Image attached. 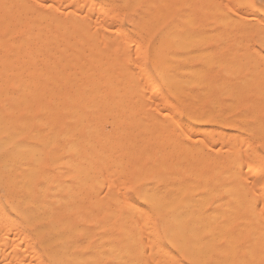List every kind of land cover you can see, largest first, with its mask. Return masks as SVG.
Returning <instances> with one entry per match:
<instances>
[{
  "label": "bare ground",
  "instance_id": "obj_1",
  "mask_svg": "<svg viewBox=\"0 0 264 264\" xmlns=\"http://www.w3.org/2000/svg\"><path fill=\"white\" fill-rule=\"evenodd\" d=\"M5 1L8 0H4L3 2L5 3ZM89 1L91 0H86V2L84 0L83 4H87ZM182 1L108 0V5L115 4L119 10L129 15V17L127 16L128 18L132 19V16L138 15L139 19L137 20L138 22H133L130 19L125 21L116 17L118 15L114 16L116 14L114 12L111 19H115V24L112 28L116 29L114 31V29L111 28L113 25L112 19V22L110 21L112 24L109 25L110 29H112L111 31L105 26L107 25L106 20H104L106 21V24L101 25L102 18L99 16V18H101L99 22L97 21L98 23H93L96 25L100 22L101 23L94 28L96 29L99 27L98 29H102L103 31L101 30L102 32L100 31V35L96 34V36L95 33L96 31L98 32V29H92L93 23H90V25L87 23L88 21H86V17L83 16L85 13H82L83 15L81 14V16H79L80 19L76 16V12L75 14L66 12L60 17L61 10L72 6L70 0H56L55 3H53V0L52 3L55 4V7L52 5V11L50 9L47 13L45 12L46 10L44 7H42L45 4L39 7L34 4L33 6H29L32 5V3L24 5L23 0L20 2L18 0L19 4H17L19 5L18 7H21L19 9L22 10V13L25 10L22 6L25 7L28 5L29 12L30 10L32 12V10L35 9L31 15L28 12L29 16H26L28 10H25V16L18 17L15 15V8L12 7L13 4L8 3L10 1L7 2V4H10L12 7L10 11L11 13L8 12L10 16L0 17V33L3 34V36L0 37V85L2 86L8 82H17V88L15 89H18V91L21 88L22 89L19 91L20 93L18 92L19 94H17V92L15 93V91L12 93L20 96L17 97L11 95V99L9 95V98L12 101L9 100L10 102L8 101V103L10 104L11 102H14L13 104H15V106L11 104L12 107L21 108L20 110H22V107H25L27 104H23V102L25 103L26 101L28 102L27 107H30V105L31 107L30 110L26 107L23 111L17 109L19 112L15 109L16 115H20V113L22 115L23 112L24 116L23 121L20 122V124L18 122L19 125L17 122H14L18 125L15 129L12 127L14 125H12V121H9V119L6 120L0 114V185H2L4 189L3 193L0 194V264H130L131 259L135 257L134 253L137 252L140 254L138 251L140 248L139 246H141V243H139V239L136 236L137 234L135 235L130 230V227H133L131 226V212L133 210L134 212L135 210L136 212H139L140 208H137L135 204L130 201V197L121 196L123 195L121 194L123 193L121 190H132L135 197L141 199V201L149 208L158 211L157 214L160 212L168 213L170 210L175 212L176 215L177 212L174 211L175 209L192 208L193 201H181V198H192L200 195L208 196L210 198L212 194L215 195L217 192L224 193V196L226 195L227 198V192L225 191H228L227 185H229V183L225 181L222 182V176L224 174L222 173V176L219 174L220 178L218 182H215V184L217 183L216 187L213 186V180H211L212 176H210V172L213 171V168L210 171V163L212 164L213 161H210L209 163V154H211V152H204V143L207 144V141L204 142L205 139H203L202 142V140L198 138L209 137L207 139L212 140L210 136L212 135V126L215 121L213 115L215 111L218 112L220 109H224L222 111H225L228 109L229 113L233 111L236 112L237 107H243L242 105L244 101H249L247 102L249 106L253 104V107L250 106L252 108H249L252 111L250 112L253 113L254 111V113L250 114L248 112V115H257V108L254 107H258V112L261 111L259 108H261L263 104L258 105V103L264 101V81L257 79L256 76L257 72L262 74V70L264 74V68L262 67L263 69L261 70V67H259V65L262 66L264 64L261 63L264 62V57L262 59L263 53L260 54L262 51L260 52L259 49L254 47L253 49L259 51V54L261 55H259L261 58L258 57V52L253 50L251 46L254 41L249 39L251 37L248 38V36H246L248 35L245 28L247 22L244 24V21L249 22L251 15L249 19L245 20L243 19L247 18V15L249 17V13L245 14V17L241 16L243 17L241 20V17H239L238 14L236 16V7L238 6L239 10L240 7H244V5H241V1L243 0L235 1L236 5L239 1L240 4L238 3V5H235V8H233V10L236 11L232 12V17L230 16L231 18L227 16L229 13L225 14V10H223L224 16L223 14H220L222 12L219 13L220 17L216 16L220 18L217 19V22H221L220 24L218 22V24L220 26L223 25L226 28V30L225 28H222V31L224 30V32H222L221 37H225L223 35L225 34V38L234 41L236 36L235 32H238L237 27H239L240 30L237 35L240 40L244 37L245 41L248 39L252 40L251 44H247L244 39L241 41L236 39L233 45L234 48L232 47V44H228V47H232L233 49L228 48L227 52L231 50H233V52H225L223 54L221 52H223V46L227 44V42L224 44L222 43L221 46V41L219 42L217 39L216 41L218 42L216 44L220 47L216 46V49L220 48L221 54L218 52L220 55L227 54L224 56L225 60L222 59V56L220 55L219 57L221 60L217 59L219 58L217 52L213 53L209 50L210 53L207 51L208 49H195L194 42L196 40H194L191 34L194 29V23L192 24L191 19H189L191 16L189 17L184 14L185 10L184 12L182 11L183 13L181 12V14L186 15L185 21L183 19L185 27L184 29H181L179 22L180 19L176 13L178 7H175V4H181ZM188 1L190 2L187 4V1L182 3L186 4V6H190L189 3H191V0ZM194 1L195 0H193V2ZM40 2L42 3V0ZM78 2L80 3V1ZM102 2L107 5L106 2ZM81 4L82 3H80V5ZM86 4L85 6L88 8L85 9L88 10L90 5L88 6ZM73 5L74 7H72L70 11L74 12L77 10L78 12L80 5L78 4V6L74 3ZM204 5L205 8H208L206 3ZM101 6L102 5H99L98 7ZM1 7L4 8V5L2 4ZM5 7H8V10L5 11L10 10L9 5L5 4ZM30 7L37 8L30 9ZM201 7L202 12L204 7ZM249 7L250 6H248V8ZM54 8L56 12L61 11L59 15H57L59 12L56 13L53 11ZM103 8L105 7L98 8L100 14L103 12V14H105L106 10ZM189 8L190 7H188L187 10L190 11ZM216 8V12H219V9L222 7H214L215 10ZM201 12L199 14L202 15L203 12H207V9L202 13ZM8 13L6 12V15ZM208 13H210V10ZM19 14H21V12ZM68 15L73 16V18L69 20L70 18L68 19ZM88 15H90V13ZM109 15L111 16V14ZM213 15L215 18V14ZM263 15L258 14L255 18L253 17L254 24L256 22H261L260 26H262V23L264 25ZM202 16L204 17V15ZM81 17H83V20ZM96 17L95 20L97 19ZM206 17L210 18L209 15ZM13 20H15L16 23L12 24ZM68 20L70 21V24ZM91 21L89 20V22ZM252 22L251 24L250 22L248 24L252 25ZM200 23H202V21ZM138 24L141 31L143 30L145 32L148 30L155 38L153 39L154 41L150 47L148 55V61L152 72L151 74H147V76L143 75L142 78H145L144 81L148 82L147 85L149 84L151 86V90L149 89L151 91V93H149L150 95L154 97L155 95L157 96V94L162 93L161 95L163 97L161 96V98H159V102L155 101L156 103L151 102L154 101L155 98L154 100H151L153 98L149 99V97L147 98L151 103L146 102L148 101L146 100V92L148 93L150 91H147L146 87L142 88L140 86V83L138 82L139 80L136 81L137 78L135 79V75V77H133L135 70L132 73L133 69H130L133 67L126 68L122 64L124 61V64L126 63L125 65H128L126 60L130 61V59V63L134 61V58H131L132 56L130 57L125 50L127 45L130 47L131 43H127L128 39L126 38L125 40L124 33L126 30L135 31L136 28H138ZM238 24L239 26L236 27ZM254 24L252 27H255ZM249 25L248 28L250 27ZM18 26H23L26 29L22 32L20 39L18 38V40H14L13 35L17 32V29L19 30L20 28H17ZM197 26L200 27L202 25L200 24ZM220 26L216 25L214 27L216 32L219 31L221 33ZM216 27L219 29L216 30ZM252 27L250 28L251 30L249 29L250 32H253L254 30H252ZM232 29L235 31L233 32ZM215 31L213 32L214 35ZM254 31L255 33L260 32L264 36V29L258 28ZM208 32L210 31L208 30ZM213 33L210 32L209 35L206 31L204 32V36L206 34L205 37L207 38V36L209 37L211 34L213 35ZM44 34H49L48 38H45V40L41 38ZM109 34L113 35L112 40L109 39ZM17 35L20 36L19 33ZM227 35L231 38H228ZM256 35L258 36L257 33L255 34V37ZM45 36L46 35H44V37ZM123 36L126 43L121 44L123 41L120 39H122ZM242 36L243 38H241ZM205 37H203V35L201 37L199 34V38L202 39V41L199 40L196 42H202L205 44L206 41L208 42V39L210 40V37L206 40ZM107 38L110 41L107 40ZM70 40L74 44H72ZM105 40L107 41L105 42ZM113 40L115 41L113 42ZM118 40H120L121 43H119ZM258 40L256 38V42L254 43L256 45L260 44V46H264V37L263 39H260V41L262 40L261 42ZM61 41L64 42L62 44L63 46H60ZM80 42L82 44H80ZM83 43H86V45L83 46ZM70 44L72 46H70ZM26 45L30 46L25 48ZM73 45L76 47H73ZM67 49L72 52L69 51L70 53L67 54ZM261 49L264 50L263 47ZM86 50H89L90 53ZM118 50L120 53L124 51L127 53L125 54L124 52L121 54L123 56H121ZM138 50L140 52L142 51V49L139 48ZM104 51L109 52V54H105V56L103 55L106 58L100 57L102 55L101 53H106ZM139 51L136 52L138 53V56L140 54ZM85 53L89 56L87 57ZM211 54H214V56L217 54V57H214ZM128 57L130 58L128 59ZM212 57L217 59V65ZM140 59L141 57L137 59L135 58V61L138 63L141 61ZM219 61L223 62L224 65H220ZM196 62L198 63V67L194 66V63ZM67 65H69L68 67L72 70H68L69 68L66 67ZM138 65L140 66L141 63L137 64V66ZM218 65L223 68H219ZM64 66L67 70H65L66 68ZM137 66L136 68L138 69ZM215 66L220 69V71L222 70L223 72L221 71V73L224 74L229 73L230 75L234 72L233 75L229 76L231 80L215 81L209 78L208 68H212L211 70H214L213 73H215ZM241 68H244L245 70H242ZM258 69L261 71L259 72ZM139 71L140 73L143 72L141 68ZM243 71L249 72L247 77H241ZM221 75L223 76V74ZM243 75H246V73ZM224 76L226 78V76L228 77V74ZM222 79L223 78H221V80ZM25 82H34V87L32 85L33 83H29L33 87V89L30 88V90L31 92L33 91V96H36L35 94L38 93L40 95L39 98L38 95L37 97H33L34 99L32 101L34 104H32V102L29 104L30 100L28 101V99L31 98V95L23 92L25 89L23 83L24 85L28 84ZM35 82H40V87L38 83L36 84ZM21 85L22 87L19 88L18 86ZM30 85L27 86L30 87ZM2 87L0 88L2 89ZM12 87L14 88L13 83ZM36 87H39L38 93L36 92L37 90L34 91L37 89ZM44 91L49 94L46 95ZM31 92L29 91V93ZM5 93L6 98L8 96L7 92ZM27 95L30 96V98H27ZM44 95L47 96V99ZM1 96H3V94H1ZM14 96L17 98L15 99ZM17 99L18 101L23 100L18 104L19 107L16 106V103H18ZM171 99L176 100L177 103H180L179 105L182 106V110L184 111V116L182 118L178 117L182 116L181 114L176 116H170L171 114L164 115L163 113L162 115L164 116H162L160 114V110L164 108H161L162 105L169 104ZM218 100H225L227 103L224 102L225 104H223L220 102V104H218L216 103ZM250 101H254L255 104ZM247 103L245 102V104ZM35 108L40 115L36 117H40L38 121L43 128L41 133L38 131L36 132V130L29 131L28 129L27 131V125L29 124H26L27 121H25V119L33 112L31 110H35ZM245 108L246 105L243 109ZM9 109L13 110L11 107ZM151 110H154L155 114L150 115L149 112ZM28 111H30L29 114ZM244 111L247 112V108ZM11 112L8 111L7 113H10L9 115H11ZM227 113L223 114L226 116ZM33 114L30 116L35 117ZM245 114L238 115L243 117ZM259 114L261 115V113ZM248 115L247 117H252ZM254 116L253 118H255ZM14 118H16V116ZM215 118H217V116ZM225 119L223 118L224 123L227 124ZM227 119L229 120L231 118ZM32 120H35L34 123L32 122L33 124L37 122L36 118ZM13 121H15V119ZM172 121L176 123V126L173 123V126L170 124ZM168 122H170L169 125ZM39 123L37 122V124ZM168 126L172 127H170V129L176 128V130H171L170 132L168 131ZM226 128H228V126ZM214 130L216 129L214 128ZM169 134L175 135L176 138L167 140ZM164 138L165 141H163ZM136 139L140 141V144L144 142L143 145L139 146L138 143L136 145ZM133 140L134 142H132ZM209 145L207 144L206 148ZM41 149H44L46 152V166L42 165V160L44 158L43 155L45 154H43V151H40ZM41 153L43 154L41 156L43 158L40 157ZM167 157L169 160L166 159ZM131 159L132 162L130 161ZM128 162L129 165L126 166L125 164ZM219 164L220 163H218L217 166L222 165ZM222 168L224 170L223 166ZM218 169L216 170L218 171ZM219 171L221 170L219 169ZM124 173L130 176L128 186L125 185L128 176L126 177V174ZM122 174H124L123 177L126 181L121 177ZM108 175H110L113 184H108V182H111ZM113 177L117 179L121 177L123 179V181L121 180L122 184H120L121 182L119 180H116ZM130 180H132V182ZM114 181L119 183L116 184ZM114 183L116 185H114ZM241 183H243V181H241ZM241 183L240 187L242 185ZM213 187L215 188V194L212 193L214 191ZM103 189L105 192H102ZM233 189H235V187ZM239 189L240 188H238V190ZM100 191L102 194H105L100 195ZM243 193L245 192L243 191ZM243 193H240L239 195L243 197ZM213 197H211L210 200ZM205 198L208 199L207 197H204L203 199L206 200ZM203 199L197 197V199L194 200V206L198 208L201 207L198 204H201ZM221 199V202H219L220 199L218 201L221 203L220 205H226L225 198L224 200L223 198ZM237 200H239L237 204L240 205V203H243L241 202L242 200L240 201V198L236 199V202ZM196 201H198V204ZM206 203L208 202H205V204ZM219 203L216 205L218 206ZM205 204H202V207H204ZM194 206V212H197L198 209L195 211ZM208 206V208L212 207L210 203ZM202 207L199 209L203 210ZM186 210L183 209V211ZM140 212L138 213L139 215ZM180 216L181 215H179V218ZM168 217L170 219V216ZM137 219L135 220L136 223L133 221L134 224H138ZM150 220H148V222L152 225L153 221L150 222ZM170 221L171 219L169 221L166 220L165 222L170 223V228L172 227L170 229L172 230L171 232L167 229L168 227L166 228L169 232V234L166 233L167 237L171 239L175 238L174 241L176 243L172 241L174 242L173 246L180 247L176 238L180 239L178 237L182 230L187 228L188 224L191 222L188 223L185 219L178 220L177 218L173 219V224ZM189 221L192 220L189 219ZM163 225L165 227L164 223ZM153 238L151 239L153 240ZM169 240L170 239H168L167 242L171 241ZM188 240L192 243L191 237ZM148 242L149 243H146L150 244L151 241ZM143 243L145 242H142V246ZM154 244L155 243L150 244L149 246L146 245L145 247L150 249V246L153 247ZM180 244H182V241ZM177 249L174 248L176 251ZM182 249L184 251V248ZM157 253L159 252L156 251L154 254H151V256H154ZM161 253L160 255H162ZM186 255L188 254L186 253ZM140 256L142 255L140 254L137 260ZM153 258L150 257V261H154L157 257ZM193 258L194 257H192V261ZM171 259H173V257ZM174 259L176 260L177 258ZM137 260L136 262L139 264L140 262ZM144 260L145 259H143V261ZM159 260L160 259L158 258V261L155 260L154 262L157 261L158 263H162V261L159 262ZM163 262L167 261L164 260ZM194 262L195 261H193V263ZM141 264L146 263H142L141 261Z\"/></svg>",
  "mask_w": 264,
  "mask_h": 264
},
{
  "label": "rangeland",
  "instance_id": "obj_2",
  "mask_svg": "<svg viewBox=\"0 0 264 264\" xmlns=\"http://www.w3.org/2000/svg\"><path fill=\"white\" fill-rule=\"evenodd\" d=\"M4 1V0H3ZM2 0H0V9H2V10H0V12L2 13H0V17L2 18V17H7V16H10V14L9 13H11L10 11H11V9H12V7L13 8H15V10H14V12H15V15H16V17H18V16H25V14H24V12H25V10L27 11L28 10V7L29 6H33V4L35 5V6H42L43 4H47L46 6L45 5H43L42 7H44V9L46 10L45 12L47 13V11H49L51 8H52V5L55 7V4H53V3H55V1L56 0H54V2L52 3V1L53 0H42V3L40 2V1H38V0H34L35 1V3H34V1L33 0H29V2H28V0L26 1V0H23V2L24 1H26V2H24V5L25 4H31L32 3V5H27V6H22L25 10L23 11V13H22V10H20L19 8H21V7H18L19 5V2L21 1V0H19V2H18V0H17V2H16V0H8V1H10V2H8V1H5V3L3 2ZM12 1V2H11ZM36 1H37V3H36ZM69 1V0H68ZM72 1V2H71ZM75 1V2H74ZM78 1H80V3H82L81 5H80V3L78 2ZM84 1V0H83ZM82 0H70V3H72V6L71 7H69V8H66V9H63V10H61V11H57V12H59V13H57L56 12V10H55V8H54V10L53 11H55L56 13H57V15H59L60 14V12H61V14H60V17H62L61 15L63 14V13H74L75 14V12L78 14H76V16L80 19V17L79 16H81V14L82 13H85L83 16H85L86 17V21H88L87 23L90 25V23L92 24L93 22H99V20L101 19L102 21V23H101V25L102 24H106L107 23V25H105L106 27H107V29L108 30H111L112 31V29H114V28H112V27H114V24H115V19L114 18H112L113 19V25L111 26V28L112 29H110V27H109V25L110 24H112L111 22H112V19H111V17H112V15H114V12L116 13L114 16H116V15H118V16H116V17H118V18H121V19H123V20H125V21H128L130 18H128L129 17V15H127L126 13H124V12H122L121 10H119L118 8H117V6H115V4L113 5V4H109L108 5V0H91V1H89V2H87V4L86 5H88V3H89V7L91 8H89L90 10H91V12H90V10L88 11V10H86L88 7L87 6H85V4H83L84 2H83ZM88 1V0H87ZM93 1V2H92ZM102 1H104V2H106L107 3V5L106 4H103V2ZM180 1H182V0H179V2ZM185 1H187L186 2V4L188 3V2H190V1H188V0H183L182 2H185ZM235 1H238V0H195L194 2H193V0H191V3H189L190 4V6H186V4H184V3H182L181 2V4L179 3L178 5H176L175 4V7L177 6L178 8H177V10H176V13H177V15H178V17H179V22H180V27H181V29H184V27H185V23L183 22V19H184V21H185V17H186V15H188L189 17L191 16V17H193V18H189V19H191V22H192V24H193V27H194V29H195V31H194V29H193V31H192V36H193V38H194V40H196V41H202V39H200L199 38V34H200V36L202 37V35H203V37H205L206 36V34H205V36H204V32H206L207 31V34L209 33V35H210V32H214L215 31V26L217 25V26H220L219 24L221 23L220 21H218L219 22V24H218V22H217V19H220V18H218V17H216V16H219L220 17V14H223V16H224V13H223V10H225V14L227 13H229L227 16H231L232 17V12L233 11H236L237 13H236V16H237V14H238V16L239 17H241V16H243V17H245V14H247V13H249V17H248V15L246 16L247 18H244L243 19V17H241L240 18V20L241 19H243V20H245V19H249L250 18V15H251V18L249 19V22H250V24H251V22H252V25H249L248 23V21H244V24H246L245 22H247V24L250 26L249 28H248V25L246 24V32L248 33V35H246V36H248V38L249 37H251V38H249V39H252L254 42H256L255 40H256V38H257V40H258V36H259V40L258 41H260V39H263V35L260 33V32H256L257 34H258V36L256 35V37H255V31L254 30H256V29H264V25H263V23L261 24L262 26H260V23H257L256 21V23L254 24V18L256 17V15H258V14H261V15H263L264 14V0H245V2H244V0L243 1H241V5H244V7H240V10H239V8H238V3L240 2H238L237 3V5L235 4ZM7 2L8 3H10V4H13L12 5V7H11V5L10 4H7ZM85 2H86V0H85ZM96 2V3H95ZM98 2V3H97ZM177 2H178V0H177ZM196 2V3H195ZM203 2H204V4L206 3L207 5L206 6H208V8H205L204 6V4H203ZM208 2V3H207ZM244 2V3H243ZM247 2V3H246ZM18 3V4H17ZM40 3V4H39ZM73 3L75 4V5H78L79 6V9H78V12H77V10L76 11H74V12H72V11H70V9L72 8V7H74V5H73ZM78 3V4H77ZM95 5H93V4ZM193 3V4H192ZM4 5V8H2L1 7V5ZM5 4L6 5H9V8H10V10L9 11H5V10H8L7 8L8 7H5ZM16 4V5H15ZM39 4V5H38ZM220 6H219V5ZM233 4V5H232ZM240 4V3H239ZM14 5H15V7H14ZM50 5V6H49ZM99 5H102L101 7H105V8H103L104 10H106L105 11V14H103V13H99V9L101 8V7H98ZM184 5V6H183ZM196 6V7H194V6ZM235 5L237 6L236 8V10H233V8H235ZM246 5H247V7H246ZM49 6V7H48ZM85 6V7H84ZM112 6V7H111ZM201 6H203L204 7V9L202 10V12L203 11H205V9H207V12H201ZM248 6H250L249 8H248ZM81 7V8H80ZM181 7H183V8H181ZM186 7V8H185ZM188 7H190L189 9H190V11L189 10H187V8ZM214 7H222L221 9H219L220 11L219 12H216L217 11V8H216V10L214 9ZM6 8V9H5ZM18 10H17V9ZM22 8V9H23ZM33 8H37V7H33ZM33 8H31L30 7V9H33ZM86 8V9H85ZM94 8V9H93ZM99 8V9H98ZM106 8H108V9H106ZM117 8V9H116ZM210 8V9H209ZM81 9V10H80ZM176 9V8H175ZM193 9V10H192ZM247 9V10H246ZM35 9H33L32 10V12L34 11ZM88 11V12H86V11ZM96 10V11H95ZM118 10V11H117ZM184 10H185V12H184ZM200 10V11H199ZM209 10H210V13H208L209 12ZM239 10V11H238ZM51 11H52V9H51ZM84 11V12H83ZM95 11V12H94ZM113 11V12H112ZM120 11H121V14H120ZM184 12V14H186V15H183V14H181V12ZM187 11V12H186ZM199 11V12H198ZM246 11V12H245ZM248 11H250V12H248ZM262 11V12H261ZM6 12L9 14H7L6 15ZM21 12V14H19ZM28 12H29V10L27 11V14H26V16H29V14L31 15V10H30V12H29V14H28ZM93 12V13H92ZM117 12H119V13H117ZM182 12V13H183ZM202 13V15H204V17L201 15V14H199V13ZM216 12V13H215ZM220 12H222V13H220ZM239 12V13H238ZM261 12V13H260ZM70 13V14H71ZM90 13V15H88ZM94 15H92V14ZM96 13V14H95ZM98 13V14H97ZM220 13V14H219ZM104 16H103V15ZM109 14H111V16L109 15ZM199 14V15H198ZM213 14H215V18H214V15ZM219 14V15H218ZM87 15H88V17H87ZM105 15H107V16H105ZM196 15V16H195ZM210 16V18L209 17H206V16ZM255 15V16H254ZM97 16V17H96ZM99 16L101 17V18H99ZM110 16V17H109ZM119 16H121V17H119ZM128 16V17H127ZM184 16V17H183ZM187 16V17H188ZM264 16V15H263ZM76 17V18H77ZM84 17V18H85ZM95 17L97 18L96 20H95ZM106 17V18H105ZM108 17V18H107ZM230 17V18H231ZM254 17V18H253ZM70 18V19H69ZM73 18V16H70V15H68V19L69 20H71ZM132 19H130L131 21H135V22H138L137 20L139 19V17H138V15H136V16H132L131 17ZM197 18V19H196ZM205 20V22H204V20ZM226 18H228V17H226ZM238 18V17H237ZM253 18V19H252ZM81 19L83 20V17H81ZM128 19V20H127ZM196 19V20H195ZM68 20V21H69ZM89 20L91 21V22H89ZM95 20V21H94ZM104 20H106V21H104ZM181 20H182V22H181ZM207 20H208V22H207ZM242 20V21H243ZM111 21V22H110ZM202 21V23H200ZM84 22H85V20H84ZM97 22V23H98ZM106 22V23H105ZM13 23H16V21L15 20H13V22H12V24ZM95 23H93L92 24V29L94 28V27H96L97 25L99 26L100 25V23L99 24H95ZM109 23V24H108ZM182 23V24H181ZM197 23H200L202 26H197V25H200V24H197ZM67 24V23H66ZM69 24H70V21H69ZM243 24V23H242ZM253 24H254V26L255 27H252L253 26ZM208 25V26H207ZM222 25V24H221ZM69 26V25H68ZM205 26V27H204ZM237 26H239V24L238 25H236V27ZM240 26H241V24H240ZM256 26H257V28H256ZM22 29H20V28ZM196 27V28H195ZM201 27H203V28H201ZM252 27V30H253V32L251 31L250 32V28ZM17 28H19V30L17 29V32H15V34L13 35V39L14 40H18V38L20 39V37L22 36V32L24 31V29H26V28H24L23 26H18ZM99 28V27H98ZM98 28H96V29H98ZM198 28H200V29H198ZM219 28H221L220 29V31H221V33H220V39H222V40H220L219 39V34H218V32H216L215 31V35H214V33H213V35L211 34V36H209L210 37V40L208 39L209 37L207 36V38L205 37V40L206 39H208V42L206 43L205 42V44L204 43H202V42H194V44H195V49L196 50H205V49H208L207 51H209V50H211L213 53H216L217 52V54H218V52L220 53L221 52V50H220V48L218 49H216V46H217V42L219 41H221V46H222V43L224 44V43H226L227 42V44H225L223 47H224V50H223V52H221V53H225V52H227V50H228V48H230V49H233L234 47H233V45H234V41L236 40V39H238V40H240V38H239V36L237 35V33L239 32V30H240V28L239 27H237L238 28V32L236 31L235 33V35L237 36V38H236V36H235V40L234 41H231L232 39H227V38H225L226 37V35L225 34H223L225 37H221V34H222V32H224V30L222 31V28H225L223 25L222 26H220ZM218 27H216V30L217 29H219ZM95 29V28H94ZM95 29V30H96ZM116 29V28H115ZM115 29H114V31H115ZM233 29H234V27H233ZM232 29V30H233ZM236 29V28H235ZM250 29V30H249ZM102 30V29H101ZM101 30H99L98 29V32L96 31V33H95V36H96V34H99L100 35V31ZM208 30L210 31V32H208ZM225 30H226V28H225ZM237 30V29H236ZM249 30V31H248ZM103 31V30H102ZM101 31V32H102ZM203 31V32H202ZM235 30H233V32H234ZM259 31H262V30H259ZM182 32H183V30H182ZM199 32V33H198ZM19 33V35L20 36H18L17 34ZM138 33V34H137ZM148 33V34H147ZM196 33V34H195ZM202 33V34H201ZM218 34V36H217V34ZM228 33V32H227ZM246 33V34H247ZM253 33V34H252ZM146 34V35H145ZM150 33V31H148V30H146L145 32L142 30L141 31V28H139V24H138V28H136V30L135 31H128V30H126L125 31V33H124V36H125V40H126V38L128 39V42L127 43H131L130 44V47L127 45V47H129V48H125V50L128 52H125L124 50V52H125V54L127 53L131 58H134V61L133 62H131L130 63V61H131V59H130V61L129 60H126L125 58V60L127 61V63H128V65H125L124 64V61L122 62V60H121V62H122V64H123V66L124 67H126V68H130V67H133V68H130L131 70H132V73H133V71L135 70V72L133 73V77H135V79H136V81L137 80H139L138 82L140 83V86L142 87V88H144V87H146L147 88V91L150 89L151 90V86L148 84L147 85V83L148 82H146V81H144L145 80V78H142L143 77V75H146L147 76V74H151V72H152V69H151V66H150V63H149V61H148V55H149V52H150V47H151V45H152V43H153V39H155L154 38V35L153 34H151ZM195 34V35H194ZM198 34V35H197ZM251 34V35H250ZM44 35H46L45 37H44ZM43 35V37H41L42 39H44L45 40V38H48V35L49 34H44ZM111 35V36H110ZM138 35V36H137ZM141 35V36H140ZM148 35V36H147ZM234 35V34H233ZM262 37H261V36ZM1 36H3V34L2 33H0V37ZM124 36H123V38L122 39H120V40H122L123 42L121 43V41L120 40H118V42L119 43H121V44H123V43H126L125 41H124ZM231 36H232V34H231ZM94 37V36H93ZM92 37V38H93ZM109 39H111L112 40V37H113V35L112 34H109ZM130 37H131V40H130ZM151 37V38H150ZM196 37V38H195ZM227 37L228 38H231V37H229L228 35H227ZM199 38V39H198ZM241 38H243V36L241 37ZM247 38V39H248ZM255 38V39H254ZM108 38H107V40H109ZM114 39V38H113ZM218 39V41H216ZM244 39V41H245V37L243 38ZM243 39H241V40H243ZM248 39V40H249ZM71 40H74V39H71ZM71 40H70V42H71ZM91 40V39H90ZM107 40H105V42L107 41ZM204 40V41H205ZM224 40V41H223ZM240 40V41H241ZM245 41L247 44H251V41L252 40H249V41ZM76 41V40H75ZM74 41V42H75ZM110 41V40H109ZM108 41V42H109ZM115 40H113V42H114ZM211 41V42H210ZM223 41V42H222ZM258 41H257V43H258ZM262 41V40H261ZM260 41V42H261ZM117 42V43H118ZM254 42H252V44H251V46H252V49L255 47V48H257V49H259V51L261 52L260 54H262V59H263V57H264V50L263 49H261L262 47L264 48V46H260V44H255ZM259 42V43H260ZM31 43V42H30ZM30 43H28V44H30ZM64 42L63 41H61V45L60 46H63L62 44H63ZM72 43V42H71ZM133 43V44H132ZM198 43V44H197ZM202 43V44H201ZM264 43V42H263ZM72 44H74V43H72ZM80 44H82L81 42H80ZM79 44V45H80ZM88 44V43H87ZM105 44V43H104ZM202 46H200V45ZM208 44V45H207ZM228 44H232V47H228L229 45ZM65 45V44H64ZM76 46H78L77 44H75ZM75 45H73V47L75 46ZM84 45H86V43L84 44L83 43V46ZM106 45V44H105ZM218 45H219V43H218ZM264 45V44H263ZM30 45H26L25 46V48H27V47H29ZM70 46H72L71 44H70ZM75 46V47H76ZM124 46V45H123ZM139 46V47H138ZM140 46H141V48H140ZM226 46V47H225ZM231 46V45H230ZM259 46V47H258ZM136 47V48H135ZM197 47H198V49H197ZM215 47V48H214ZM217 47H220V46H217ZM223 47H222V49H223ZM64 48V47H63ZM62 48V49H63ZM70 48V47H69ZM72 48V47H71ZM78 48V47H77ZM76 48V49H77ZM138 48L139 49H142V53L138 50ZM75 49V48H74ZM127 49H129V50H127ZM229 49V50H230ZM120 50H122V49H120ZM216 50V51H215ZM219 50V51H218ZM253 50H256V49H253ZM69 51H71V50H69V49H67V54H69L70 52ZM87 51V50H86ZM85 51V52H86ZM110 51V50H109ZM119 51V50H118ZM134 51V52H133ZM140 52V54H139V56H138V53H136V52ZM232 52H233V50H231ZM231 51H228V52H231ZM257 51V50H256ZM259 51H257L258 52V57H260L261 55L259 54ZM72 52V51H71ZM87 52H89V50L87 51ZM86 52V53H87ZM104 52H106V53H101L102 55L100 56V57H102V58H106V57H104L105 56V54H109V52L108 51H104ZM108 52V53H107ZM111 52H113V51H111ZM110 52V53H111ZM124 52H122V53H124ZM129 52H131V53H129ZM210 52V51H209ZM227 52V53H228ZM256 52V53H257ZM85 53V54H86ZM90 53V52H89ZM118 53V52H117ZM119 53H120V51H119ZM122 53H120V55L122 54ZM137 55H136V54ZM211 53V52H210ZM220 53V54H221ZM66 54V55H67ZM112 54H114V53H112ZM136 56H138V57H136ZM217 54H215V56H214V54H211V55H213L214 57H217ZM220 54H218V57H219V55ZM220 55V56H222V59H224V56H226V55ZM87 55V54H86ZM104 55V56H103ZM111 55V54H110ZM119 55V54H118ZM127 55V56H128ZM135 57H134V56ZM260 55V56H259ZM89 55H87V57H88ZM109 56V55H108ZM121 56H123V55H121ZM120 57V56H119ZM130 57H128V59L130 58ZM141 57V61L140 62H138L137 63V61H135V58L137 59V58H140ZM256 57V56H255ZM121 58V57H120ZM213 58V57H212ZM261 58V57H260ZM122 59H123V57H122ZM214 59V58H213ZM217 59H220V57L219 58H217ZM217 59L215 58L214 59V61H216V65L218 64V61H217ZM133 60V59H132ZM221 60V59H220ZM225 60V59H224ZM223 60V61H224ZM139 61V60H138ZM135 62V63H134ZM141 63V67L138 65L137 66V64H140ZM223 62H221V61H219V64L220 65H224V63L222 64ZM261 63H264V62H261ZM121 64V65H122ZM134 64V65H133ZM214 65H215V63H214ZM214 65H212V66H214ZM259 65V64H258ZM264 65V64H263ZM261 66V65H259V67H261V70L264 68V66ZM69 65H67L66 67L67 68H69L68 67ZM136 66L138 67V69L136 68ZM194 66L196 67H198V63L196 62V63H194ZM219 66V65H218ZM65 67V66H64ZM65 67V68H66ZM134 67H135V69H134ZM263 67V68H262ZM63 68V67H62ZM67 68L65 69V70H67ZM72 68V67H71ZM141 68V70H143V72H141L140 73V71H139V69ZM219 68H223V67H221V66H219ZM64 69V68H63ZM209 69V71H210V73H212V74H210L209 73V71H208V76H210L209 78H211L212 80H215V81H228V79L229 80H231L230 79V75H233L234 74V72H232L233 74H230L229 75V73H226V74H224V73H221V71H220V69H218V68H216V66H215V73H213V71L214 70H211L212 68H208ZM213 69H214V67H213ZM216 69H218V70H216ZM242 70L244 69V68H241ZM68 70H72V69H68ZM245 70V69H244ZM259 70V69H258ZM261 70H259V72L261 71ZM61 71L63 72V70L61 69ZM218 71H220L219 73H217ZM65 72V71H64ZM69 72H71V71H69ZM68 72V73H69ZM138 72V73H137ZM223 72V71H222ZM262 72V74L261 73H258L257 72V79H259V80H262V81H264V74H263V70L261 71ZM67 73V72H66ZM137 73V74H136ZM143 73H146V74H143ZM244 73H246V75H243ZM141 76H140V75ZM210 74V75H209ZM221 74H223V76L224 75H227L228 74V77L226 76V78H225V76L223 77ZM249 74V72H244L243 71V73H242V75H241V77H247V75ZM135 75V76H134ZM138 75V76H137ZM260 75V76H259ZM140 76V77H139ZM212 76V77H211ZM262 76V77H261ZM235 77V76H234ZM221 78H223L222 80H221ZM220 79V80H219ZM142 82V83H141ZM143 82H145V83H143ZM1 83V82H0ZM8 83H9V85H8ZM7 84H3V82H2V86L0 85V87H2V89L0 90V114L3 116V118H5L6 120H8L9 119V121H12V127H13V129H15V128H17V126L20 124V122H22L23 121V112H22V115H21V113H20V115H21V117H20V115L18 114V115H16L15 113V109L17 110V109H19V108H17V107H15L14 108V106H15V104H13L12 102L9 104L8 103V101L9 100H11L12 99V97H11V95L13 96V95H15V96H17V97H19L17 94H19L20 92V90L22 89L21 87H22V85L21 86H18L19 88H21L19 91H18V89H15V88H17V82H8ZM12 83H13V86H14V88L12 87ZM19 83V82H18ZM25 83H28V84H25L24 85V83H23V86H25V89L23 90V92H26V94H30L31 95V98H30V96H28L27 98H30V99H28V101L30 100V102H29V104H31V102H32V104H34L33 103V97H37V95H38V98H39V91H38V88L40 87V82H37L38 83V85H39V87L37 88V89H35L34 91H36L38 94H35L36 96H33V91L31 92V90H30V88L31 89H33V87H34V82H25ZM29 83H33L32 85H33V87H32V85H30ZM36 83V82H35ZM36 83V84H37ZM22 84V83H21ZM45 84H47V83H45ZM49 84V83H48ZM18 85H20V84H18ZM27 85H30V87L29 86H27ZM143 85V86H142ZM6 86V87H5ZM16 86V87H15ZM36 86V85H35ZM150 86V87H149ZM11 87V88H10ZM48 87H49V85H48ZM48 87H45V88H48ZM3 88H6V89H3ZM146 88H145V92H146ZM41 89V88H40ZM39 89V90H40ZM3 90H4V92H3ZM17 90V91H16ZM27 90V91H26ZM45 90V89H44ZM46 90H48V89H46ZM149 90V91H150ZM13 91H15V93L17 92V94H14V93H12ZM29 91L32 93H29ZM49 91V90H48ZM5 92H7V96L8 97H6L5 98V96H6V93ZM11 92V93H10ZM19 92V93H18ZM35 92V93H36ZM22 93V92H21ZM44 93H46L45 91H44ZM149 93H151V91L150 92H146V100H148V101H146V102H150L149 101V99L150 98H153V99H151V100H154V98H155V100L154 101H151L152 103L153 102H155V101H158L159 102V98H161V94L162 93H160V94H157V96L155 95L154 97L152 96V95H150ZM1 94H3V96H1ZM49 94V93H48ZM47 93H46V95H48ZM9 95H10V97H11V99L9 98ZM46 95H44V97L46 96ZM14 96V97H15ZM2 97H3V99H2ZM17 97H15V99L17 98ZM147 97H149V99L147 98ZM163 97V96H162ZM9 98V99H8ZM26 98V99H27ZM46 99H47V96L45 97ZM14 99V98H13ZM19 99V98H18ZM18 99H17V101H18ZM12 101V100H11ZM15 101V100H14ZM20 101V102H19ZM18 101V103H16V106H18V104H20L21 103V101H23V100H19ZM35 101V100H34ZM37 101H38V99H37ZM144 101V102H145ZM223 101V102H222ZM258 101V100H257ZM3 102V103H2ZM10 102V101H9ZM150 102V103H151ZM220 102L221 103H223V104H225V103H227L225 100H218L216 103H218V104H220ZM225 102V103H224ZM245 102L247 103V102H249V101H244V103H243V107H241V108H239V107H237V109H236V112L235 111H233V112H231V113H229V111H228V109L227 110H225V111H222V110H224V109H220L218 112L217 111H215V113L213 114L214 115V123H213V126H212V131H211V138H212V140L211 139H207V138H209V137H204V138H198V139H201L202 140V142H203V139H205L204 140V142H206L207 141V144L210 146H208L207 148H206V146H207V144H205L204 143V145H205V148H204V152L206 153L207 151L210 153L211 152V154H209V163H210V161L212 162V164H213V166H212V164L210 163V171L212 170V168H213V171L212 172H210L211 174H210V176H212V178H211V180H213V186L214 187H216V185H217V183L215 184V182H218V180H219V174L222 176V173H224L223 174V176H222V182L223 181H225V182H228L229 183V185H227L228 186V188H227V186H226V188H227V190L228 191H225V192H227V198H226V195L224 196V193H216L215 192V188L213 187V189H214V191L212 192V193H216L215 195H213L212 194V196L211 197H213L211 200H210V198L208 197V196H202V195H200V196H196V197H192V198H181L180 200L181 201H188V200H191V201H193V206L195 205V202H194V200H196L197 199V197H200L201 199H203L204 197H207L208 199H206V200H204L203 199V201H202V203L201 204H198V201H199V199H198V201H196V203L199 205V206H203L202 204H205V202H208V203H206L205 204V206L204 207H202L203 208V210H201V209H199V208H201V207H196V206H194L195 207V211H197V209H198V211L197 212H194V209H193V206H192V208L190 207V208H178V209H175L174 211H176L177 212V214L175 215V212H173V211H170L172 214H174V215H172L169 211H168V213L166 212H160L159 214H157L158 213V211H154V209H151V208H149L148 206H146L142 201H141V199H138L137 197H135L134 196V194H133V191L132 190H126V191H124V190H121V192H123V193H121V194H123V195H121V196H126V197H130V201L131 202H133L134 204H135V206L137 207V208H140L139 209V212H140V215L138 214L139 212H136V210H135V212H134V210L131 212V218H132V225L131 226H133V227H130V230H131V232L132 233H134L137 237H138V239H139V243H141V246H139L140 248H139V253L142 255V256H140V258L137 260V258L139 257V255L140 254H138L137 252H135L134 254H135V257L134 258H132L131 259V261H130V264H133L134 263V261H135V263L134 264H137V262H136V260L137 261H139L138 263L139 264H141V261H142V263L143 262H145L146 264H194V263H196V264H264V101H261V103H258V105L259 104H263V106L261 107V108H259V110H261V111H259L258 112V107H254V108H257L256 109V116H254V115H250V114H253L254 113V111H253V113H251L252 111L250 110V108H252L253 106V104H251L250 106H252V107H250L249 105H248V103L247 104H245ZM250 102H253L254 104H255V102L254 101H250ZM28 104V102H26L25 101V103L23 102V104ZM37 103V102H36ZM156 103V102H155ZM176 103V104H175ZM256 103V104H257ZM4 104V105H3ZM11 104H13L14 106L12 107V105ZM26 104V106L25 105H23V106H25L27 109L29 108V110H30V107H31V105H30V107H27L28 105ZM147 104V103H146ZM172 104H174V105H172ZM180 103H177V101L176 100H174V99H171V102L169 101V104H163L162 105V107L161 108H163V109H161L160 111V114L162 115V113L165 115H170V116H176V115H179V114H181L182 116H178L179 118H182L183 116H184V111L182 110L183 108H182V106H180L179 105ZM250 104V103H249ZM3 105V106H2ZM22 105V104H21ZM21 105H20V107H21ZM36 105V104H35ZM35 105H34V107H35ZM245 105H246V108H247V112L246 111H244L245 109H243L244 107H245ZM257 105V106H258ZM7 107V108H5V107ZM173 106H176V107H173ZM13 108V110H14V112H13V110L11 109H9V108ZM19 107V106H18ZM25 107H22V110H20V111H23V109L25 108ZM250 107V108H249ZM3 108V109H2ZM32 108H33V105H32ZM31 108V109H32ZM239 108V109H238ZM6 109V110H5ZM9 109V110H8ZM169 109V110H168ZM26 110V109H25ZM24 110V111H25ZM35 110H36V108H35ZM35 110H31V111H33L31 114H33V115H35V117L33 116V117H31L30 115H28V117H30V118H28V117H26V119H25V121H27V123L26 124H29V125H27V131H28V129H29V131H32V130H36V132L38 131L39 133H41L42 131L41 130H43V128H42V125L39 123V121H38V119L40 118H37L36 116H40L39 115V113L37 112V110L35 111ZM167 110V111H166ZM176 111V113H175V111ZM241 110H243V111H241ZM253 110V109H252ZM255 110V109H254ZM262 110H263V112H262ZM8 111H12L11 112V115L13 116V115H15L16 116V118H14L15 116H11V115H9L10 113H7ZM151 111H152V113H151ZM149 113H150V115L151 114H155V111L154 110H151ZM174 111V112H173ZM229 113H227V112ZM251 111V112H250ZM5 112V113H4ZM17 112H19L18 110H17ZM37 112V113H36ZM165 112V113H164ZM221 112H223L224 114L225 113H227L226 114V116L223 114V113H221ZM241 112V113H240ZM245 112H246V114H245ZM248 112L250 113L249 115H248ZM30 113V111H28V114ZM219 113V114H218ZM259 113H261V115L259 114ZM6 114H7V116H6ZM222 114V115H221ZM232 116H231V115ZM234 114V115H233ZM236 114V115H235ZM238 114H245V115H243V117H241V115H238ZM160 115V116H161ZM164 115H162V116H164ZM221 115V116H220ZM228 115V116H227ZM247 115L248 116H252V117H247ZM217 116V118L219 119H217V118H215ZM230 116V117H229ZM253 116L255 117V118H253ZM259 116V117H258ZM12 117V118H11ZM21 119H20V118ZM221 117V118H220ZM19 118V119H18ZM35 119L36 118V120H37V122L39 123V124H37V122L35 123V124H33L34 122H35V120L33 121L32 119ZM223 118L226 120V122H227V124L226 123H224V120H223ZM227 118H231V119H227ZM15 119V121H13V120ZM221 119H222V121H221ZM18 120V121H17ZM28 120H30V121H28ZM257 120H258V122H257ZM218 123H217V122ZM256 121V122H255ZM17 122V124H18V122H19V124L18 125H16L15 123ZM28 122H30V123H28ZM33 122V123H32ZM216 122V123H215ZM223 122V123H222ZM229 122H231V123H229ZM169 123L170 122H168V125H169ZM175 125L176 123L175 122H171L170 124L173 126V124ZM256 124H258V125H256ZM34 125H35V127H34ZM36 125H38V126H36ZM166 125H167V123H166ZM224 125H226V126H224ZM126 126H127V124H126ZM176 126V125H175ZM228 126V128H226ZM33 127V128H32ZM170 127L171 126H168V131H170L171 132V130L173 131H175L176 130V128L175 129H170ZM172 128V127H171ZM214 128L216 129V130H214ZM219 128V129H218ZM31 129V130H30ZM166 131V130H165ZM167 131V132H168ZM166 132V133H167ZM169 133V132H168ZM168 133H167V135H168ZM171 136V137H170ZM167 137V136H166ZM170 137V138H169ZM176 138V136L175 135H170L169 134V136L167 137V140L168 139H175ZM207 139V140H206ZM137 140V139H136ZM135 140V141H136ZM209 140V141H208ZM211 140V141H210ZM163 141H165V138H164V140ZM132 142H134V140L132 141ZM210 142V143H209ZM212 142V143H211ZM136 143V145H137V143H138V145L140 146V145H143V143L144 142H142V144H140V141H138L137 140V142H135ZM133 144V143H132ZM146 144V143H145ZM136 145H135V147H136ZM203 145V144H202ZM145 146H147V145H145ZM211 149V150H210ZM206 150V151H205ZM0 151H1V149H0ZM40 151H43V154H45V155H43L42 153H41V155H40V157L43 155V157H41V158H43V160H42V165L43 166H46L45 164H46V152H45V150L43 149H41ZM207 152V153H208ZM212 155V156H211ZM166 159H168V157L166 158ZM165 159V160H166ZM224 159V160H223ZM169 160V159H168ZM131 162H132V159L130 160ZM129 161V162H130ZM133 161H134V159H133ZM167 161V160H166ZM219 161H222V162H219ZM129 162L127 163V164H125L126 166H128L129 165ZM220 163L219 165H221V166H217L218 165V163ZM222 166L224 167V170H223V168H222ZM221 170V171H219V169ZM216 169H218V171L216 170ZM221 172V173H220ZM124 174H126V173H124ZM124 174H122V176L121 177H123L124 176ZM109 176V177H108ZM107 177L110 179V181L112 180L111 179V177H110V175H108ZM128 176V174H126V177ZM116 177H118V176H116ZM121 177H119V179H117V178H114V179H116V180H119L121 183L120 184H122V181H123V179L121 178ZM242 177V178H241ZM121 178V179H120ZM124 178V177H123ZM218 178V179H217ZM109 179H107V180H109ZM127 179V178H126ZM129 179H130V176H128V180H127V183L125 182L126 180H125V178H124V182H125V185H127L128 186V183H129ZM225 179V180H224ZM122 180V181H121ZM243 181V183H241V181ZM131 182H132V180H130ZM112 182V183H111ZM111 182H108V184L110 183V184H113V181H111ZM115 182V181H114ZM123 182V183H124ZM131 182H130V187H131ZM116 183V182H115ZM114 183V185H116V184H118L119 182H117L116 184ZM240 183L242 184L241 185V187H240ZM113 186V185H112ZM119 186V185H118ZM117 186V187H118ZM114 187H116V186H114ZM235 187V189H233ZM238 188H240L239 190H238ZM3 187H2V185H0V194H2L3 193ZM217 191V190H216ZM243 191L245 192V193H243ZM102 192H105V190L103 189L102 190ZM102 192L100 191L99 193H100V195H104V194H102ZM240 193H243V197H241L239 194ZM219 194V195H218ZM223 194V195H222ZM245 194V195H244ZM221 196V197H220ZM203 197V198H202ZM236 197H238V198H236ZM193 198H196V199H193ZM221 198H223V200H224V198H225V202H226V205L224 204V205H220L221 203H219V202H221L222 201V199ZM240 198V201L241 202H243V203H240V205L239 204H237L238 202H239V200H237V202H236V199H239ZM219 199H220V201H219ZM201 201V200H200ZM219 201V202H218ZM224 202V201H223ZM200 203V202H199ZM209 203L211 204V206L212 207H210V208H208L209 206ZM215 203V204H214ZM217 203H219L218 204V206L216 205ZM208 204V205H207ZM223 204V203H222ZM236 204H237V206H236ZM216 205V206H215ZM222 206H223V208H222ZM225 206V207H224ZM240 207V208H239ZM143 208V209H142ZM220 208V209H219ZM183 209H188V210H186V211H183ZM143 210H145V211H143ZM205 210V211H204ZM179 211V212H178ZM143 212V213H142ZM192 212H194V213H192ZM137 214V215H135V214ZM148 213V214H147ZM165 213V214H164ZM182 213V214H181ZM135 215V218H134V215ZM170 214V215H169ZM184 214H186V215H184ZM179 215H181L180 216V218H179ZM167 216V217H166ZM168 216H170V219H171V223L173 224V219L174 218H177L178 220H181V219H185V220H187L188 221V223L189 222H191L190 224H188V226H187V228H185L184 230H182V232H181V236L179 235V237L178 238H182L181 239V241H182V244H180L181 243V241H180V239H177L176 238V241H177V243H178V245H180V247H176V246H173V243L175 242L174 241V239H171V238H169V237H167V234H169V232H171L172 230H170L171 228H170V223H165L166 222V220L167 221H169L170 219H169V217ZM175 216H177V217H175ZM14 217V216H13ZM172 217V218H171ZM174 217V218H173ZM183 217H185V218H183ZM186 217H188V218H186ZM138 218V219H137ZM169 220H168V219ZM16 219V218H15ZM134 219V220H133ZM137 219V222H138V224H134V222L136 223V220ZM151 219V220H150ZM160 219V220H159ZM189 219L190 220H192V221H189ZM148 220H150V222H152V225H151V223H149L148 222ZM163 220V221H162ZM16 221H17V219H16ZM134 221V222H133ZM140 222V223H139ZM163 223L165 224V227H164V225H163ZM135 225V226H134ZM168 227V228H167ZM162 228V229H161ZM170 230L169 232H168V230ZM142 230V231H141ZM157 230H158V232H157ZM139 231V232H138ZM185 231V232H184ZM135 232H137V233H135ZM156 232H157V236H156ZM146 233V234H145ZM167 233V234H166ZM140 234V235H139ZM143 234V235H142ZM186 234V235H185ZM150 235V236H149ZM158 235H159V237H158ZM177 235V236H178ZM188 235H190V236H188ZM139 236H140V238H139ZM142 236V237H141ZM183 236V237H182ZM148 237V238H147ZM154 237V238H153ZM158 237V238H157ZM165 237V238H164ZM170 239L169 241L170 242H167L168 241V239ZM191 237V240H192V243H191V241L190 240H188L189 238ZM151 238H153V240L151 239ZM159 238H161V239H159ZM184 238V239H183ZM151 239V240H150ZM159 239V240H158ZM167 239V240H166ZM161 240V241H160ZM194 240V241H193ZM148 241H151L150 242V244H153V243H155L154 245H153V247L152 246H150V249L149 248H147V247H145L146 245H150V244H147V243H149ZM172 241H174V242H172ZM142 242H145V243H143V246H142ZM147 242V243H146ZM188 242H189V244H188ZM138 243V244H139ZM158 243V244H157ZM176 243V242H175ZM185 243V244H184ZM159 244H160V246H159ZM190 244H191V246H190ZM140 245V244H139ZM156 245V246H155ZM182 245V246H181ZM185 245V246H184ZM188 245H189V248H188ZM163 246V247H162ZM151 247H152V249H151ZM159 249H158V248ZM162 247V248H161ZM187 247V248H186ZM146 248V249H145ZM162 250H161V249ZM168 250H166V249ZM174 248L175 249H177V251L176 250H174ZM182 248H184V251H183V249ZM141 249V250H140ZM145 249V250H144ZM187 249H188V251H187ZM192 249V250H191ZM161 250V251H160ZM179 250H180V253H179ZM141 251V252H140ZM145 251V252H144ZM159 252V253H157V254H155L154 256H151V254H154V252ZM163 251V252H162ZM167 251V252H166ZM162 252V253H161ZM177 252V253H176ZM182 252H183V254H182ZM160 253L162 254V255H160ZM168 253V254H167ZM186 253L188 254V255H186ZM191 254V256L192 257H194L193 258V261H195L194 263H193V261H192V257L190 256V254ZM134 254H133V256H134ZM171 254H172V257H173V259H171L172 257H171ZM180 254V255H179ZM143 255H144V257H143ZM169 255V256H168ZM132 256V257H133ZM158 256H160V257H158ZM162 256V257H161ZM184 258H183V257ZM188 256V257H187ZM149 257V258H148ZM150 257L151 258H156V259H154V261L155 260H157L158 261V258L160 259L159 260V262L160 261H162V263H158L157 261L156 262H154V261H150L151 259H150ZM165 257V258H164ZM169 257H171V258H169ZM149 259V261H148V259ZM162 258V259H161ZM174 258H177L176 260H178V261H176ZM190 258V259H189ZM133 259H136V260H133ZM143 259H145L144 261H143ZM167 259V260H166ZM170 259V260H169ZM189 259V260H188ZM195 259V260H194ZM146 260H147V262H146ZM167 261V262H163V261ZM186 260V261H185ZM133 261V262H132ZM174 261V262H173ZM170 262H172V263H170Z\"/></svg>",
  "mask_w": 264,
  "mask_h": 264
}]
</instances>
